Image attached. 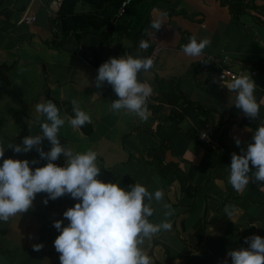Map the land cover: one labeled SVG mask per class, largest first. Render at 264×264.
<instances>
[{"label": "crops", "instance_id": "0c3cea01", "mask_svg": "<svg viewBox=\"0 0 264 264\" xmlns=\"http://www.w3.org/2000/svg\"><path fill=\"white\" fill-rule=\"evenodd\" d=\"M63 1L0 0V72L11 82L2 92L0 79L5 157L47 163L35 148L16 153L9 146L42 131L35 107L41 98L53 99L67 116L75 115V98L92 121L77 129L66 119L61 142L75 151L96 150L104 181L118 179L125 186L138 181L153 192L164 189L163 201H153L151 219H170L173 227L151 242L164 259L156 264H230L229 249L247 247L244 238L251 234L264 236V181L237 191L228 181L227 167L232 153L243 146L234 137L249 141L264 122V102L260 116L248 117L230 103L234 93L218 81L214 64L201 60L228 56L237 70L257 68L255 94L264 101V0H133L116 17L112 31L75 27L67 34L58 17ZM75 10L87 14L97 9L81 0ZM155 20L162 21L158 30L152 27ZM193 34L211 39L200 56H188L181 48ZM141 39H149L150 47L141 49ZM155 45L163 47L158 62L139 74L154 88L149 118L112 110L111 101L119 97L107 82L96 87L99 66L111 56H149ZM96 93L101 95L94 97ZM205 124L220 148L198 139ZM43 147H51L47 138ZM56 163H64L63 154ZM46 195L38 193L21 217L0 221V264H60L53 221L67 223L63 212L76 201L66 194L45 204ZM164 203L175 209L172 216L163 215ZM40 242L44 247L35 250L32 245Z\"/></svg>", "mask_w": 264, "mask_h": 264}, {"label": "clouds", "instance_id": "9594fccd", "mask_svg": "<svg viewBox=\"0 0 264 264\" xmlns=\"http://www.w3.org/2000/svg\"><path fill=\"white\" fill-rule=\"evenodd\" d=\"M161 25V20L152 22L154 29H160ZM150 43L149 39H141L140 48L147 49ZM210 43V37L198 39L193 34L181 48L186 55L195 57L202 55ZM153 64L152 56L123 54L111 56L99 66L96 87L107 82L119 97L111 101L112 110L127 111L143 120L149 118L148 101L154 88L150 82L139 79V74L150 70ZM222 85L234 93V97L229 98L231 104L250 118L260 116L264 101L257 99L258 86L250 73L235 75L229 80H224L222 75ZM98 95L101 94H93ZM72 104L75 115H61L62 110L53 99L41 98L35 107L40 114L37 121L42 131L24 136L22 143L9 146L16 153H30L35 148L47 163L40 165L38 158L5 157L6 147L0 144V221L21 217L34 206L38 193H47L45 204L70 194L76 202L63 212L68 222L53 221L59 232L53 243L60 253V264H156L157 260L163 261L152 250L151 242L161 232L171 230L173 223L170 219L157 222L151 217L156 212L153 201H163L164 189L157 188L153 192L138 181L125 186L118 179H100L102 168L96 150L75 151L69 143L61 142L59 133L66 119L77 129L92 121L91 114L78 106V100L74 98ZM261 120L264 121V117ZM45 138L51 143L48 150L43 147ZM234 139L238 146H243L231 155L228 181L241 191L252 181H264V122L252 131L251 140L242 141L239 136ZM61 154L64 156L62 165L56 163ZM163 207L165 217L173 215L175 209L170 203H164ZM228 207L231 206L226 209ZM244 239L247 247L228 250L230 264H264V236L254 233ZM32 247L40 250L44 244L35 243Z\"/></svg>", "mask_w": 264, "mask_h": 264}, {"label": "trees", "instance_id": "16d2710c", "mask_svg": "<svg viewBox=\"0 0 264 264\" xmlns=\"http://www.w3.org/2000/svg\"><path fill=\"white\" fill-rule=\"evenodd\" d=\"M81 0H64L59 12V25L63 34H67L75 27L88 28L92 32L100 31L107 28L110 31L115 29V13L120 10L123 0H85L94 4L98 10H93L87 14H76V6ZM106 7L104 10L103 7ZM102 10V11H101ZM2 82V92L10 87V79L4 73L0 72Z\"/></svg>", "mask_w": 264, "mask_h": 264}, {"label": "built area", "instance_id": "2783aa9c", "mask_svg": "<svg viewBox=\"0 0 264 264\" xmlns=\"http://www.w3.org/2000/svg\"><path fill=\"white\" fill-rule=\"evenodd\" d=\"M132 2L133 0H124L122 2L117 18L123 16L127 12V9ZM56 30H57V27H56ZM162 51H163V47L161 45L154 46L151 54L149 55V56H152L154 59L153 66L158 62ZM201 62L203 64H210V63L214 64V66L216 67L217 79L219 82H222V75H223L224 80H229L233 78L235 75L249 74V73L251 74L253 79L256 81L257 76L260 73V70H258L255 67H241L238 70L235 69V64L228 56L219 57V58L208 56V57H204L201 60ZM152 103H157V101H154ZM198 139L201 142L205 143L206 145L212 147V149L220 148V144L213 137V134L211 132V127L209 124H205L200 129V131L198 132ZM225 150L226 149H221V151H225Z\"/></svg>", "mask_w": 264, "mask_h": 264}]
</instances>
